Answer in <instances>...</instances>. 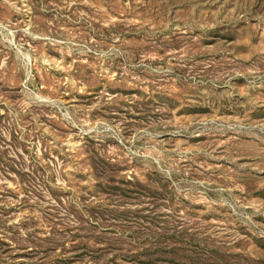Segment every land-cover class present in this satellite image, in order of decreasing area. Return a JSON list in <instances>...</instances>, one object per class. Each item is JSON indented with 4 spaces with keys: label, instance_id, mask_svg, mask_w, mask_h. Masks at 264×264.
I'll use <instances>...</instances> for the list:
<instances>
[{
    "label": "rangeland",
    "instance_id": "1",
    "mask_svg": "<svg viewBox=\"0 0 264 264\" xmlns=\"http://www.w3.org/2000/svg\"><path fill=\"white\" fill-rule=\"evenodd\" d=\"M0 264H264V0H0Z\"/></svg>",
    "mask_w": 264,
    "mask_h": 264
}]
</instances>
